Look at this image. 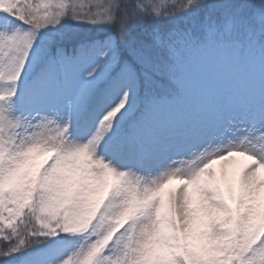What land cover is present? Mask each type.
<instances>
[{
	"label": "snow or ice",
	"instance_id": "snow-or-ice-1",
	"mask_svg": "<svg viewBox=\"0 0 264 264\" xmlns=\"http://www.w3.org/2000/svg\"><path fill=\"white\" fill-rule=\"evenodd\" d=\"M0 264H264V0H0Z\"/></svg>",
	"mask_w": 264,
	"mask_h": 264
}]
</instances>
